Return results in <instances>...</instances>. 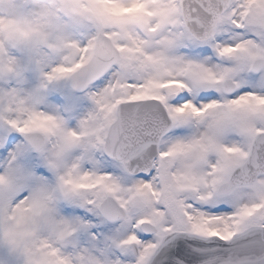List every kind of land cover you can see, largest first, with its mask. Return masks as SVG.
<instances>
[{
  "label": "snow or ice",
  "instance_id": "6c2138e0",
  "mask_svg": "<svg viewBox=\"0 0 264 264\" xmlns=\"http://www.w3.org/2000/svg\"><path fill=\"white\" fill-rule=\"evenodd\" d=\"M0 264H264V0H0Z\"/></svg>",
  "mask_w": 264,
  "mask_h": 264
}]
</instances>
